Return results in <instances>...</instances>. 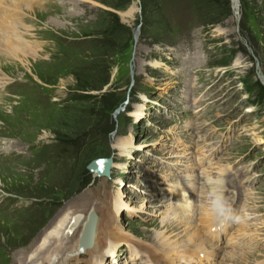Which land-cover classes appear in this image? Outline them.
I'll list each match as a JSON object with an SVG mask.
<instances>
[{"label":"rangeland","instance_id":"obj_1","mask_svg":"<svg viewBox=\"0 0 264 264\" xmlns=\"http://www.w3.org/2000/svg\"><path fill=\"white\" fill-rule=\"evenodd\" d=\"M28 1L14 22L30 50L0 47V84L11 82L0 86V264L62 209L105 197L120 205L113 226L159 248L164 213L181 212L167 187L186 179L184 203L201 191L196 223L220 190L249 217L211 242L213 264H231L233 251L245 252L239 263L264 261V0H239V11L233 0ZM107 156L111 178L88 170ZM134 248L123 246L120 264H147Z\"/></svg>","mask_w":264,"mask_h":264},{"label":"bare ground","instance_id":"obj_2","mask_svg":"<svg viewBox=\"0 0 264 264\" xmlns=\"http://www.w3.org/2000/svg\"><path fill=\"white\" fill-rule=\"evenodd\" d=\"M20 1L22 2V0H0V47H4L3 50L12 55L25 51L26 48H28V51L30 50L29 45L25 44L21 30H19L20 26L15 25L14 22L17 11H26ZM31 1H28V3H32ZM7 7L13 8L15 13L11 14L12 11ZM25 8L34 11V8L32 9L30 6H25ZM132 13L131 11L127 14ZM18 19H22V17L18 16ZM6 83L8 82L4 81L0 85ZM139 114L141 112L137 113V115ZM117 145L120 152L129 149L123 141L118 142ZM216 184H219V180L214 182L213 187ZM177 190L180 196H178ZM183 193L188 195L187 186L182 181L178 182L175 189H171L172 201L174 202L173 198H175L174 205L179 206L181 212L170 208L164 213L163 228L156 232L154 236L155 239H158L157 243L161 245L158 246L159 248L132 241L127 232L113 226L115 224L114 209L116 208L119 211L120 205L116 204L115 208L112 207L110 199L112 197H105L103 201H89L84 202L82 205H76L75 208L66 207L62 209L28 249L17 255L14 264H107V256L110 255L115 258L117 256L115 252L119 246L128 243L136 246V252L144 251V259L147 264H179L181 258L188 264H213L212 257L215 255V250L210 251L209 245H213L212 243L215 240L226 239L229 228L228 222L217 221L213 212L201 209L198 213L200 223L192 225L189 221L190 217L185 214L186 211L189 212L188 210L193 211L192 204L191 201L184 203ZM118 202L120 201L118 200ZM186 207L190 208L187 210ZM205 211L207 213L203 216L202 222V214ZM198 219L196 220L198 221ZM90 223H92L91 243L86 238V231ZM181 227L184 230V232L181 230L184 233L183 236L179 231ZM175 231H179L178 235ZM169 239L172 240L171 243ZM176 242L181 243V248L185 247L184 242H187V245L175 254L174 251L177 250ZM89 243L90 245H88ZM215 246L217 247V245ZM244 254L245 252L233 251L228 255L227 260L231 264H243L239 261L244 259L247 261V258L243 256ZM259 264H264V261H260Z\"/></svg>","mask_w":264,"mask_h":264},{"label":"clouds","instance_id":"obj_3","mask_svg":"<svg viewBox=\"0 0 264 264\" xmlns=\"http://www.w3.org/2000/svg\"><path fill=\"white\" fill-rule=\"evenodd\" d=\"M211 210L217 221H223L225 223H242L249 217L246 213H233L225 199L222 190L214 191L211 196Z\"/></svg>","mask_w":264,"mask_h":264},{"label":"water","instance_id":"obj_4","mask_svg":"<svg viewBox=\"0 0 264 264\" xmlns=\"http://www.w3.org/2000/svg\"><path fill=\"white\" fill-rule=\"evenodd\" d=\"M234 1V7L236 8L237 11L238 8H239V0H233ZM261 78L262 80L264 81V77L261 75ZM111 161V159H97V160H94L88 167L91 169V170H95V171H98V172H102V171H106L107 173L109 172V167H110V164H106L107 162Z\"/></svg>","mask_w":264,"mask_h":264},{"label":"trees","instance_id":"obj_5","mask_svg":"<svg viewBox=\"0 0 264 264\" xmlns=\"http://www.w3.org/2000/svg\"><path fill=\"white\" fill-rule=\"evenodd\" d=\"M259 81V80H258ZM260 82V81H259ZM260 84H262L261 82H260ZM263 85V84H262Z\"/></svg>","mask_w":264,"mask_h":264}]
</instances>
